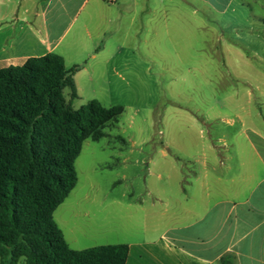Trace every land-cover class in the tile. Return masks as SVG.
Wrapping results in <instances>:
<instances>
[{"label":"rangeland","instance_id":"1","mask_svg":"<svg viewBox=\"0 0 264 264\" xmlns=\"http://www.w3.org/2000/svg\"><path fill=\"white\" fill-rule=\"evenodd\" d=\"M112 14L119 18L113 24L118 31L113 39L120 48L116 57L89 56L66 63L67 70L79 71L78 96L71 101L74 110L91 100L123 107L118 119L106 124L101 139L84 140L75 161L78 181L68 201L98 198L103 210L85 205L98 218L101 213L114 214L113 224L131 234L145 229L148 237V227L161 226L156 216L160 206L154 208L152 203L173 196L177 206V198L183 196L178 189L182 171L194 164L202 180L208 173L216 201L232 198L237 203L242 168L255 164L241 115L247 110L256 113L257 93L244 75L257 64L250 67L235 55L245 36L235 22L247 21V13L202 11L198 22L191 13L177 14L168 8L162 27L148 24L143 12ZM108 38L103 35L100 46ZM230 67L236 75H231ZM248 91L253 93L252 102ZM64 97L70 99L69 88ZM224 212L218 210L219 215ZM53 217L64 228V207L57 208ZM19 264H25L24 259Z\"/></svg>","mask_w":264,"mask_h":264},{"label":"crops","instance_id":"2","mask_svg":"<svg viewBox=\"0 0 264 264\" xmlns=\"http://www.w3.org/2000/svg\"><path fill=\"white\" fill-rule=\"evenodd\" d=\"M168 1L173 3L170 7L163 0H0V68L22 66L29 58L48 53L62 56L65 67L67 61L89 56L115 58L120 48L113 39L118 32L113 24L119 18L113 16V10L143 12L148 15V24L157 27L165 26L168 8L177 14L191 13L198 22L202 11L247 13V21L235 22L245 32L241 50L236 49L235 55L250 67L252 62L257 64L244 75L245 83L257 93L256 113L247 110L241 115L255 164H243L240 200L216 201L212 183L206 178L208 173L202 180L196 166L188 164L178 185L183 194L176 200L178 205L172 202L176 199L173 196L156 198L152 203L154 208L160 206L156 216L161 226L148 227V237L145 229L131 234L127 228L113 224L114 214L101 213L102 218H98L85 206L94 204L103 210L98 198L68 201L67 197L58 207L65 209L64 228L56 223L74 250L127 244L126 264H220L223 256H231L233 264H264V0ZM76 22L73 34L67 37ZM103 35L109 38L100 46ZM230 72L236 75L231 67ZM78 73L73 76L77 91ZM248 96L252 102L253 93L248 91ZM189 175L194 179H187ZM115 203L119 208V202L113 200ZM222 208L225 212L219 215ZM95 219L106 222L93 224Z\"/></svg>","mask_w":264,"mask_h":264},{"label":"trees","instance_id":"3","mask_svg":"<svg viewBox=\"0 0 264 264\" xmlns=\"http://www.w3.org/2000/svg\"><path fill=\"white\" fill-rule=\"evenodd\" d=\"M76 72L56 53L0 68V264H126L127 244L74 250L53 217L77 184L84 140L123 113L97 100L74 110Z\"/></svg>","mask_w":264,"mask_h":264},{"label":"built area","instance_id":"4","mask_svg":"<svg viewBox=\"0 0 264 264\" xmlns=\"http://www.w3.org/2000/svg\"><path fill=\"white\" fill-rule=\"evenodd\" d=\"M110 2H112L113 0H109Z\"/></svg>","mask_w":264,"mask_h":264}]
</instances>
